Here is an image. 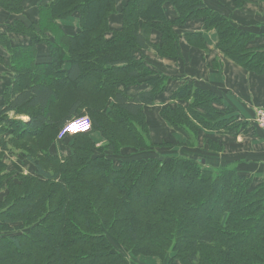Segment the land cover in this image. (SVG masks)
<instances>
[{
  "label": "trees",
  "instance_id": "obj_1",
  "mask_svg": "<svg viewBox=\"0 0 264 264\" xmlns=\"http://www.w3.org/2000/svg\"><path fill=\"white\" fill-rule=\"evenodd\" d=\"M207 5L204 0H127L123 7L119 0H47L39 4L37 22L9 17L13 21L0 30V48L11 55L13 73L11 85L0 95V264H24L25 260L31 264H134L132 258L137 256H155L165 264H264V182L242 173L235 165L211 170L201 159L172 153L164 155L168 160L147 154L143 159L116 162L120 168L111 158L103 154L100 158L98 152L104 147L118 154L124 145L149 152L155 145L168 144L147 140L151 137L148 119L141 112L154 99L158 84L155 91L139 94L115 92L116 107L106 116L100 113L105 123L94 118L90 132L61 138H73L70 155L51 162L49 171L37 163V151L45 147L36 141L37 136L52 139L67 121L80 115L73 112L84 98L80 91L91 85L101 93L103 102L105 82L100 72L106 63L126 61L134 68L136 48H154L162 56L176 57L180 36L175 27L195 20H202L206 28L219 29V48L222 38L221 49L229 52L226 43L235 42L231 35L222 36L225 19ZM26 8V0H0V9L9 15L23 14ZM118 9L125 29L107 38L111 32L108 15ZM75 13L81 21L76 34H65L63 28L56 27L58 20ZM153 31L160 35L158 44L151 41ZM239 33L234 30L232 35ZM186 36L193 44L205 45L201 32L191 31ZM39 44L47 46L50 60L39 61ZM66 53L72 62L69 71L60 68ZM259 64L264 72V59ZM146 68L141 57L140 75L149 73ZM159 76L156 78L164 79ZM84 78L90 83L84 84ZM67 80L78 97L70 108H61L63 111L51 118V102L70 92L64 85ZM119 81L115 78L111 83L115 87ZM206 91L185 85L179 95L186 104L164 108L163 116L173 126L187 128V123H193L188 112L210 101ZM93 97L87 98L90 106ZM26 111L28 118H21ZM100 129L107 144L95 149L92 133ZM9 143L33 153L30 160L37 167V177L10 166L5 158ZM100 163L113 170L114 174L108 175L114 181L104 176L102 184L106 191L109 186L117 187L115 195L100 194L103 185L98 187L97 180H82L84 173L100 170ZM72 168L81 170L76 173ZM168 182L172 183L166 186ZM80 185L90 186V192L97 194L84 196L83 189L76 188ZM135 187L139 188L136 197L146 193L147 198L131 199L129 188ZM147 189L155 192L147 193ZM42 205L46 208L40 216L38 208Z\"/></svg>",
  "mask_w": 264,
  "mask_h": 264
},
{
  "label": "crops",
  "instance_id": "obj_2",
  "mask_svg": "<svg viewBox=\"0 0 264 264\" xmlns=\"http://www.w3.org/2000/svg\"><path fill=\"white\" fill-rule=\"evenodd\" d=\"M31 2L29 5L28 2ZM47 0H45L46 2ZM39 0H26V10L20 15H9L6 11L0 9V30L4 31L8 23L13 19L9 17H24L28 21H39L40 12L38 11ZM126 0L120 1L119 6H125ZM28 6H33L29 10ZM108 25L111 32H108V37L111 38L114 31L125 29L123 14L120 9L111 12L108 15ZM65 27V32L73 35L80 30V15H73L63 22L59 21ZM190 23H197L195 27H187ZM65 24V25H64ZM186 26H176L175 31L180 36V53L176 57L162 56L154 48H136L133 55H135V67L132 68L126 61H121L114 64H105V68L101 73L102 80L105 82L102 93L105 97L102 102V95L100 92L85 88L80 91V95L84 96L82 103L75 105L76 114H92L93 108L103 113L105 116L109 114L113 108L116 107L114 100L115 92L123 91L127 94H139L145 91H151L158 84L155 91L154 99L151 103L143 106L141 112L143 116L148 119V131L151 137L147 138L148 141H156L158 143H169L178 139L181 134L185 136V131L179 127L173 126L168 119L163 116L164 108H176L180 104L185 105L186 102L180 97L179 92L182 91L185 85H192L200 87L205 90L213 92L219 97L211 105L214 107H221L229 105L233 109V113L242 122L241 130L239 131H217V137L225 142L224 148L220 151L221 160L225 163L234 164L241 172H248L253 175L255 179L258 177V182H264V129L259 127L256 121L257 110L264 107V74L250 75L248 72L244 74L242 67H236L233 63L226 62L221 70L211 69L215 67L217 62L214 60L219 53L218 48V32L216 29L206 28L202 20H195L189 22ZM191 31L201 32L203 36L210 40L205 41V45L199 46L189 42L186 34ZM213 39V41H212ZM151 41L154 43L160 42V35L158 32L153 31L151 34ZM38 59L39 61L50 60L51 55L45 44H39ZM133 48V47H132ZM211 48V54L205 59L204 50ZM217 48V49H216ZM3 50V51H2ZM4 54V61L0 62V95L4 90L11 85L13 81V73L10 69L11 55L9 52L2 49ZM220 51V50H219ZM224 54V53H223ZM37 57V56H36ZM143 60L146 64V76L139 73L138 61ZM233 62V61H232ZM71 60L69 58L65 61V68L67 71L71 68ZM137 69L133 73V69ZM242 73L239 75V72ZM144 75V74H143ZM162 75L164 79L159 78ZM160 77V76H159ZM118 78L120 81L114 87L112 81ZM68 81V80H67ZM66 87L70 88V92L66 95L62 93L63 99H57L50 104L51 118L60 114L64 107L70 108L74 100L78 97L76 90L71 91L72 83L68 81L65 83ZM60 90L59 86L56 87ZM72 92V94H71ZM93 97V105H89L87 98ZM107 98V100H106ZM92 110H89L90 107ZM61 111V112H60ZM96 112V111H95ZM24 119V115L20 116ZM253 124V125H251ZM255 126L256 128H254ZM181 129V130H180ZM46 134V133H45ZM44 136L45 135H40ZM38 138L36 141L41 142V146H45L37 151V163L46 165L45 170H51V162H57L59 159L67 157L74 151L73 138L59 139L57 136L49 139ZM100 147L105 146L107 143L106 137L101 136L99 141ZM98 146V145H97ZM148 152L147 149L137 148L132 145H124L118 154H112L111 151L105 147L99 154L106 158H111L114 162H121L126 159L142 158L147 154H157L163 156L169 154V145H155ZM153 151V152H152ZM18 149L13 144L9 143L8 150L5 151V158L10 166L16 167L18 171L23 174L34 175L37 177V167L35 163L26 161L24 152ZM55 156V157H54ZM23 162V164H21ZM25 162V163H24ZM21 164V167H20ZM246 174V173H245ZM60 178V177H58Z\"/></svg>",
  "mask_w": 264,
  "mask_h": 264
},
{
  "label": "rangeland",
  "instance_id": "obj_3",
  "mask_svg": "<svg viewBox=\"0 0 264 264\" xmlns=\"http://www.w3.org/2000/svg\"><path fill=\"white\" fill-rule=\"evenodd\" d=\"M39 1L41 3L45 2V0H39ZM204 1L208 4L207 6L209 8H212L213 10L218 11L221 13V15H223L225 19V23L222 25V29L224 30V33L222 36L228 37L231 35L233 37L232 41L235 42L233 45H230L228 42L226 43V46L229 48V52H226L225 50L221 49L222 43H224V40L221 38L220 48L218 44V48L220 51L217 50L219 55L217 56V58L214 59L217 62V65L215 67H210V68L216 69L217 71L221 70L222 66L226 64V62L228 61L230 63H233L236 67H242L244 69V74L247 72L250 75L264 74V72H261L262 70H260L262 65L259 64L260 61L264 59V0H204ZM28 3L29 5H31L30 1ZM28 7H29L28 8L29 10H32L34 8L33 6H28ZM169 12L171 13V15L174 14V11L171 8H169ZM73 15L74 16L79 15V13H75ZM59 21L63 22V20H58V22H56V27L58 28L59 26L60 30H62L63 28V31H65V27H63L62 24H59L60 23ZM0 25H3V24L1 23ZM196 25L199 26V24L197 23H190L187 25V27H190L191 29L197 28L195 27ZM210 29H216V28H208V30ZM216 30L220 38L221 35L219 34V29H216ZM234 30H238L240 32L238 36L232 35L234 34ZM67 32H65V34H69ZM52 34H55V32H53ZM52 38L57 39V36L52 35ZM207 40H210V39L204 37V42ZM219 40L220 39H218V41ZM210 49L211 48L209 49L207 48L206 50H204L205 59H207L208 56H210L211 54ZM63 59H64V62H63ZM66 59H67V53L61 60V63H62V67H60L61 69H63V67L65 66ZM237 59L240 60V62L237 61ZM241 73L242 71L239 72V75ZM82 81L84 82V84L90 83V80H88V78H84L82 79ZM54 83L56 84L55 81ZM65 83H68V81H66ZM206 92H207V95L210 97L209 99L210 101L207 104H204L201 106L200 105L195 106L194 107L195 110L193 109L194 114L192 112H188V116L190 117L193 123H187V128L180 127L181 129H183V131H185L184 133L185 136H182L183 134H181V136L178 139H176L175 141L169 142L168 144H166V146L169 145V154L172 153L171 155L178 154V155H183V157L191 156L196 159H201L202 161L205 160L203 162L204 166L211 170H214L217 167H223L225 165L234 167V164L225 163V162H222L221 160L222 157L220 155V150L222 147L224 148L225 142L217 137V134H218L217 131L218 132L225 131V130L226 131L228 130L239 131L241 130V127L243 126L242 122L237 116L234 115L233 109L229 105L221 106V107H214V106L211 107V102L213 103L219 97H217L213 92L209 90H207ZM191 101L193 100L191 99ZM27 111L26 113H24V116H25L24 119L28 118V116H26ZM66 113H67V108L64 111V115H65L64 117L67 116ZM92 114L93 115L86 114L91 118L92 122H94V118H96L100 123L101 121L103 122V119H105L102 117L103 115H101L98 110H96V114L95 113H92ZM80 115H84V114H80ZM80 115H76V116H80ZM253 127L256 128L255 126ZM98 128H99V124L97 125L96 129ZM102 133L103 132L101 131V129L96 130L94 131V133H92V138H93L92 144L94 145L95 149L100 148L99 141H101V136L103 137ZM95 145L96 146L98 145L99 147H96ZM23 152H24V157L26 161L28 160L31 161L30 159L33 157V153L30 154V152L27 150ZM111 153L115 154L113 151ZM102 157L103 156H101L100 158ZM160 158H162L163 160H168V158H166L164 155L161 156ZM21 164H23V162H21ZM21 164H20V167H21ZM85 164L87 163H81V166ZM113 165L117 168L121 167L120 163L115 162L113 163ZM99 167H100V170L94 169L91 174L84 173L82 175L84 179L82 180L89 181L90 183L92 180H97L98 187L103 183L102 177L104 176H106L107 181L108 180L114 181L113 177L111 176L109 177L108 175V174L110 175L114 174L113 170L110 171L109 167L105 168L102 163H100ZM71 170H76L77 171L76 173H78L81 170V168L80 170L73 169V168ZM76 173H72L73 176ZM244 173L254 178V176L250 175L248 172H244ZM64 181H65V178L63 182ZM55 182L56 181H48V183H55ZM171 183L172 182L166 183V186L171 185ZM55 186H53V188H55ZM123 186L124 185H122V187ZM79 187L83 189L81 190L84 196L85 195L89 196V194L92 193L90 192L91 190L90 186H86V185L76 186V188H79ZM106 188H107L106 185H103V187L100 186V189L98 192L100 194L107 195L106 197H108V194L115 195V193L118 192L116 189L117 187L109 186V191H106ZM138 190H139L138 187L129 188V194L131 195L130 196L131 199L133 198L137 200L139 197L147 198L146 193H142L141 196L136 197L135 192ZM70 192L71 191H68V193ZM93 192H94L92 193L93 195L97 194V192L95 191ZM145 192L154 193L155 190L147 189V191ZM79 201L82 203L81 199ZM10 202L14 203L15 200L10 201ZM144 202L145 200H142L143 204ZM45 208L46 207H44L43 205L38 208V211H39L38 213L40 214V216L42 215L43 209ZM25 217H27V215ZM5 233L9 234L11 233V231L5 232ZM127 255L130 258H132V256L129 253H127ZM132 259H133L134 264H165L160 258L155 257V256H137V257H133ZM21 263L23 262L21 261ZM31 263H32L31 260L24 261V264H31Z\"/></svg>",
  "mask_w": 264,
  "mask_h": 264
},
{
  "label": "built area",
  "instance_id": "obj_4",
  "mask_svg": "<svg viewBox=\"0 0 264 264\" xmlns=\"http://www.w3.org/2000/svg\"><path fill=\"white\" fill-rule=\"evenodd\" d=\"M256 121L259 127L264 129V107H260L257 110ZM92 129L91 118L84 114L76 116L65 123L63 128L59 131L58 138H63L66 135H74L79 133H87Z\"/></svg>",
  "mask_w": 264,
  "mask_h": 264
},
{
  "label": "water",
  "instance_id": "obj_5",
  "mask_svg": "<svg viewBox=\"0 0 264 264\" xmlns=\"http://www.w3.org/2000/svg\"><path fill=\"white\" fill-rule=\"evenodd\" d=\"M205 160H203V162H204Z\"/></svg>",
  "mask_w": 264,
  "mask_h": 264
}]
</instances>
